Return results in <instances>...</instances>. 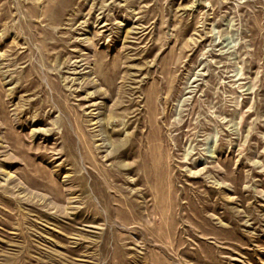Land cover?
Here are the masks:
<instances>
[{"label":"rangeland","instance_id":"1","mask_svg":"<svg viewBox=\"0 0 264 264\" xmlns=\"http://www.w3.org/2000/svg\"><path fill=\"white\" fill-rule=\"evenodd\" d=\"M0 264H264V0H0Z\"/></svg>","mask_w":264,"mask_h":264}]
</instances>
